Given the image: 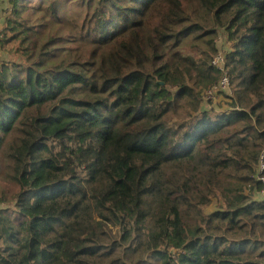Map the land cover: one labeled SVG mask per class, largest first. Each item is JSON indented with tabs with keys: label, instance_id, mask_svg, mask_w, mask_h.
Wrapping results in <instances>:
<instances>
[{
	"label": "trees",
	"instance_id": "obj_1",
	"mask_svg": "<svg viewBox=\"0 0 264 264\" xmlns=\"http://www.w3.org/2000/svg\"><path fill=\"white\" fill-rule=\"evenodd\" d=\"M9 5L0 264H264V0Z\"/></svg>",
	"mask_w": 264,
	"mask_h": 264
},
{
	"label": "built area",
	"instance_id": "obj_2",
	"mask_svg": "<svg viewBox=\"0 0 264 264\" xmlns=\"http://www.w3.org/2000/svg\"><path fill=\"white\" fill-rule=\"evenodd\" d=\"M9 2L10 0H0V14L2 16H7L10 14L11 12V7L9 5ZM216 42L219 44L220 46V52L219 54L216 56V58L214 59L213 61V65L218 67L219 69H221L222 71H225L224 70V50L226 48V46H228V44L226 43V40L223 36H220L219 38H217ZM229 86H230V83H229V79L227 77V75L222 79L221 83H220V87L222 90H224L225 92H228L230 91L229 90ZM216 91L217 89L214 91H211L208 93V100H211V99H215L216 97ZM264 164H263V159L260 160V168H259V176H258V179L261 183V195L264 196ZM173 254H176L177 251L174 250V249H171L170 250Z\"/></svg>",
	"mask_w": 264,
	"mask_h": 264
},
{
	"label": "crops",
	"instance_id": "obj_3",
	"mask_svg": "<svg viewBox=\"0 0 264 264\" xmlns=\"http://www.w3.org/2000/svg\"><path fill=\"white\" fill-rule=\"evenodd\" d=\"M6 17L0 14V30L5 26Z\"/></svg>",
	"mask_w": 264,
	"mask_h": 264
},
{
	"label": "rangeland",
	"instance_id": "obj_4",
	"mask_svg": "<svg viewBox=\"0 0 264 264\" xmlns=\"http://www.w3.org/2000/svg\"><path fill=\"white\" fill-rule=\"evenodd\" d=\"M0 187H3V184H0Z\"/></svg>",
	"mask_w": 264,
	"mask_h": 264
}]
</instances>
